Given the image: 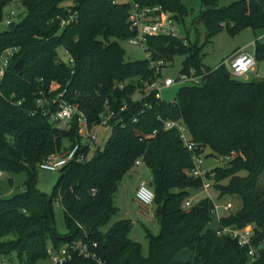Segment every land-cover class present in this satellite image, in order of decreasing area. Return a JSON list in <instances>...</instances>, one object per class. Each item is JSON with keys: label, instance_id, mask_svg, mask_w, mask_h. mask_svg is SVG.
<instances>
[{"label": "trees", "instance_id": "trees-1", "mask_svg": "<svg viewBox=\"0 0 264 264\" xmlns=\"http://www.w3.org/2000/svg\"><path fill=\"white\" fill-rule=\"evenodd\" d=\"M8 1L0 0V21ZM20 1L18 19L0 28V53L18 47L0 79V171H24L26 176L18 191L0 194V259L15 252L19 264H37L46 260L49 243L58 247L82 239L97 243L101 263L73 255L64 264H264V75L244 80L233 76L224 61L214 68L204 65L198 39H189L184 26L188 10L181 0H136L171 11L183 26L180 35L148 36L149 57L136 60L125 59L120 44L134 34L128 1ZM197 21L206 40L223 26L231 34L246 26L264 27V0L224 5L200 0ZM60 46L72 64L58 56ZM253 51L256 61L263 60L264 42L255 40ZM175 55L183 56L180 72L193 68L200 81L180 86L172 100L145 92L157 76L150 61L166 62ZM52 82L57 86L50 90ZM59 92L79 105L89 127L100 123L108 108L114 114L107 120L111 131L103 148L90 159L63 164L48 194L36 187L38 164L82 137L76 117L67 128L53 119ZM168 119L184 123L191 140L227 158L205 177L213 179L220 195L240 196V207L219 217L218 225L251 224L252 243L258 247L254 260L247 246L208 226L214 211L210 198L184 205L189 189L201 187L203 179L190 173L191 154L177 129L163 127ZM79 144L86 153L88 144ZM136 160L150 169L152 212L159 223L158 233L145 230L147 255L128 237L129 219L119 218L102 230L117 211L113 195L118 183ZM53 199L63 208L64 234L54 227Z\"/></svg>", "mask_w": 264, "mask_h": 264}, {"label": "rangeland", "instance_id": "rangeland-1", "mask_svg": "<svg viewBox=\"0 0 264 264\" xmlns=\"http://www.w3.org/2000/svg\"><path fill=\"white\" fill-rule=\"evenodd\" d=\"M188 13L184 17V26L188 32L189 39L194 40L198 39L199 44L201 45V58L202 63L210 68L216 67L224 58L228 56L232 51L237 49L238 47L251 50L253 45L251 44L253 41L258 40L259 42H264V27L253 29L250 26H246L238 30L237 32L231 34L226 27H222L216 34L211 36L206 40L205 38V30L200 22L197 21L198 15L200 13V0H181ZM234 0H218L219 5L228 4ZM71 2L65 1L63 5H69ZM13 9L15 11L14 19H18V14L23 10V6L20 0H9L8 3L4 7V14ZM4 26L3 23L0 24V28ZM180 32H183V26L179 24ZM121 46L124 49L125 59L127 60H136L141 59L146 56L144 49L138 45L129 41V39H124L120 41ZM58 56L62 61L67 62L68 57L65 53L63 47H58ZM229 59V58H228ZM182 55H175L172 59L166 61L160 70V78H164L166 76L177 78L181 67H182ZM264 75V59L256 61L254 68L247 72L246 75L240 77V79L244 80H253L258 79L259 77ZM186 81H176L171 86L162 87L160 93L161 98L165 100H172L177 89L187 84ZM51 85L53 89L55 88V83L52 82ZM133 97L136 99L140 97V93L137 91L134 93ZM60 127H68L69 123L66 121H59ZM95 131V138L90 140L86 135H82L80 142L87 143L90 142V146L88 151L86 152V156L90 159L94 152L97 149L103 148L107 138L110 135L111 124L109 121L100 122L93 126L92 128ZM66 142V141H65ZM79 142V143H80ZM67 144V143H66ZM70 147H67L65 151L60 152L58 154H65ZM57 153L55 155H58ZM202 162H201V170H211L215 165H224L227 161L225 156L215 155L212 153V150L209 146L205 145L202 152ZM142 163V164H141ZM136 165H140V172L138 180L141 178L146 182V185L151 187V172L148 166L143 163H134L130 168V171L136 169ZM244 171H241L240 174H244ZM59 175V169L57 170H48L37 167V182L36 187L41 191L50 194L52 191V187L56 182V179ZM25 172L18 171L12 172L3 170L0 174V194L7 196L12 192L18 191L23 184L25 179ZM222 183L226 182V179L221 181ZM260 182L264 184V173L260 176ZM139 184V182H138ZM137 184V185H138ZM208 186L205 187L202 185L199 188H190L188 191V196L186 198H190L193 202L197 201L200 198L208 197L210 198L216 208V211H213L211 220L208 224L209 227L216 228L218 226V219L221 216H225L230 212L237 210L241 205V199L238 194H222L214 184L213 179L208 180ZM134 183L127 184L125 188L121 185L117 187L114 195L113 202L117 207V211L115 214L111 216L109 221L102 226V230H106L110 224L119 219V218H127L131 221V227L128 231V237L139 242L141 245L140 251L142 255H147L148 252V243L146 238V228L149 229L152 233L156 234L159 231V223L155 219V217L150 216V210L153 209V203L151 204V208H148L146 213H143L139 206L133 200V195H135ZM230 202L232 205L229 208H224L225 202ZM53 213H54V227L55 230L64 234L68 231L67 226L64 220V213L62 205L53 199ZM8 237H13L10 234ZM6 238V237H4ZM42 262H45L43 260ZM0 264H19L18 258L15 252H11L10 255L1 257Z\"/></svg>", "mask_w": 264, "mask_h": 264}, {"label": "built area", "instance_id": "built-area-1", "mask_svg": "<svg viewBox=\"0 0 264 264\" xmlns=\"http://www.w3.org/2000/svg\"><path fill=\"white\" fill-rule=\"evenodd\" d=\"M118 0H112L115 2ZM130 3L128 10V21L129 27L132 29L134 34L129 38V41L140 45L144 51L146 48V39L150 35H180L179 23L174 18L171 11L164 10L160 5H140L136 0H125ZM15 11L11 9L7 13L3 14L0 24H9L14 21ZM253 45L251 50L241 49L235 54H233L224 63L228 67L230 73L235 77H242L247 74L248 71L252 70L256 64V59L254 56V41L251 43ZM18 50L17 46H7L0 53V79L3 77L7 66L13 55ZM65 53L68 57V64H72L73 58L69 52L65 49ZM146 56L149 57V53L146 52ZM165 63L163 59L151 60L150 65L154 67L155 73L157 74L156 79L151 83L146 84L144 90L149 92L153 90L154 96L161 98V89L164 86H171L176 81H186L189 83H198L201 78V74H196L193 68H190L188 72H180L177 78H172L169 76L160 78V70L162 65ZM57 86V84H55ZM122 86L121 84H119ZM55 86V87H56ZM50 90H53V86L50 84ZM42 100L38 99L37 102L41 103ZM53 102L56 104V109L52 113L53 119H59L60 121H66L69 123L73 118H77L78 131L81 135H86L90 140L95 138V131L92 129L93 126L89 127L88 122L83 110L80 109L76 102H72L64 98L62 92L57 93ZM108 108V107H107ZM114 111L108 108L106 114H100L101 121H107ZM163 127L168 129L175 127L177 129L179 137L182 139L183 144L190 151L192 158V167L190 173L195 176H200L203 179V185L207 187L208 180L205 175L210 170H201L202 156L201 152L204 148V144L201 142L193 141L190 139L187 127L184 123L178 120H165ZM155 130H153V133ZM90 146V142H87ZM87 158L86 153L81 150V145L75 143L67 150L64 154H51L45 160L38 164V167L48 170H57L63 164H65L70 159H76L77 161H82ZM140 160H136L135 163H139ZM1 174V171H0ZM210 174L213 173L210 171ZM134 198L137 205L143 213H146L147 209L150 208L153 203L154 192L151 187L146 185L144 180L140 181L135 193ZM192 203L190 198H186L184 201L185 206H189ZM231 203L225 202L224 208L231 207ZM214 211H216L214 205ZM153 216V212H150ZM216 233L227 234L235 238L239 245L247 246L249 260L255 259L258 253V247L252 243L253 228L251 224H246L243 227H235L232 225H218L216 227ZM97 243L95 241L88 240H71L65 242L58 247H53L51 244L47 245V258L45 262H40L37 264H64L69 261L73 255L82 256L88 259H94L99 263V257L96 253Z\"/></svg>", "mask_w": 264, "mask_h": 264}, {"label": "crops", "instance_id": "crops-1", "mask_svg": "<svg viewBox=\"0 0 264 264\" xmlns=\"http://www.w3.org/2000/svg\"><path fill=\"white\" fill-rule=\"evenodd\" d=\"M241 49H243V48H241V47H238L237 49H235L234 51H232L230 54H228V56L226 57V58H224V61L225 60H228V58H230L233 54H235L236 52H238L239 50H241ZM140 162H142V161H140ZM139 162V163H140ZM142 164V163H141ZM136 169H133V170H131L130 171V169L131 168H129V170H127L124 174H123V176H122V178L120 179V181H119V183H118V186L117 187H119V185H121L123 188H125L126 186H127V184H133L134 183V190L133 191H135L136 190V188H137V184H138V182H140V181H142L143 179L141 178L140 180H138V175H139V172H140V165H136V167H135ZM133 200L135 201V203H136V200H135V198H134V195H133ZM137 204V203H136ZM151 208V207H150ZM150 211H153V209L152 210H150ZM151 216V215H150ZM151 217H153V216H151ZM50 244V243H49Z\"/></svg>", "mask_w": 264, "mask_h": 264}, {"label": "water", "instance_id": "water-1", "mask_svg": "<svg viewBox=\"0 0 264 264\" xmlns=\"http://www.w3.org/2000/svg\"><path fill=\"white\" fill-rule=\"evenodd\" d=\"M20 62H21V58L19 57V58L15 61L14 65H13L14 69H18V68H19V66H20Z\"/></svg>", "mask_w": 264, "mask_h": 264}]
</instances>
